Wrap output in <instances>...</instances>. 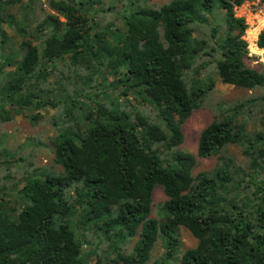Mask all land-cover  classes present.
Here are the masks:
<instances>
[{
  "label": "trees",
  "instance_id": "1",
  "mask_svg": "<svg viewBox=\"0 0 264 264\" xmlns=\"http://www.w3.org/2000/svg\"><path fill=\"white\" fill-rule=\"evenodd\" d=\"M253 1L0 0V123L45 119L59 167L0 189V264H146L158 240L172 256L181 227L196 243L179 264H264V65L233 11ZM208 65L252 94L217 102L190 153Z\"/></svg>",
  "mask_w": 264,
  "mask_h": 264
},
{
  "label": "rangeland",
  "instance_id": "2",
  "mask_svg": "<svg viewBox=\"0 0 264 264\" xmlns=\"http://www.w3.org/2000/svg\"><path fill=\"white\" fill-rule=\"evenodd\" d=\"M155 1L157 4H160L165 0ZM248 39L252 40L253 38L248 37ZM250 43L247 40L248 56L256 57V61H251V64L253 66L264 65L260 56L249 54ZM205 74H209L212 78L214 89L204 100L200 108L194 111L182 126L184 141L180 149L190 153L196 152L198 136L202 129L212 120L214 107L217 102L232 104L252 94L246 90L221 83L217 76L212 73L211 65L203 69L200 75L204 76ZM108 78L110 80L111 77L108 76ZM109 97H105L104 99ZM145 107L152 111L150 105L145 104ZM35 113H39V111ZM50 113H52V110L46 114ZM41 114H44L43 111ZM28 115L30 113L25 112L24 114L16 115L12 121L0 123V163L3 162V165L0 166V189L7 192L11 189L15 193V190L21 187L26 175L40 173L44 170H50V168L55 172L59 171V167L55 166L52 162V154L46 148L49 143L48 137L53 132L52 128L46 123L45 119L40 120L36 126H33L29 117H27ZM234 153L237 158L240 157L237 149H234ZM14 159L19 160L13 161ZM213 164L214 158L200 160L195 166L194 171L198 172L209 169ZM152 198L153 207L151 216L157 218L159 217V205L164 201L165 196L161 189L155 188ZM86 236V241L90 243L91 247L97 248L99 237L89 233ZM172 236V239L175 241L172 256L169 259H164L165 249L162 246V242L158 240L154 244L146 264H179L181 253L195 246V239L185 228H179ZM133 242L127 245V249L132 248Z\"/></svg>",
  "mask_w": 264,
  "mask_h": 264
},
{
  "label": "built area",
  "instance_id": "3",
  "mask_svg": "<svg viewBox=\"0 0 264 264\" xmlns=\"http://www.w3.org/2000/svg\"><path fill=\"white\" fill-rule=\"evenodd\" d=\"M233 11H234L235 17L242 18L244 20V22L246 24V30H245V34L244 35L246 36V33L248 31H250L252 28L256 27V20L251 19V18L255 17L257 14H259L261 12H264V2L263 3H259L258 1L247 2V3H244V4L240 5V6H235ZM249 20H251V23H249ZM262 29H264V28H261L260 31ZM243 39L246 42L248 40L251 43H254V45L256 47V43L255 42H256L257 36H256L255 39H252V40H249L248 38L247 39L243 38Z\"/></svg>",
  "mask_w": 264,
  "mask_h": 264
},
{
  "label": "clouds",
  "instance_id": "4",
  "mask_svg": "<svg viewBox=\"0 0 264 264\" xmlns=\"http://www.w3.org/2000/svg\"><path fill=\"white\" fill-rule=\"evenodd\" d=\"M251 19L256 20V27L252 28L250 31L246 33V36L244 37L247 39L248 37H252L253 39L256 38L261 28H264V12H261L257 14L255 17H252ZM249 23H251V20H249ZM249 54H255L257 56L261 57V61L264 62V49H257L254 44H249Z\"/></svg>",
  "mask_w": 264,
  "mask_h": 264
}]
</instances>
